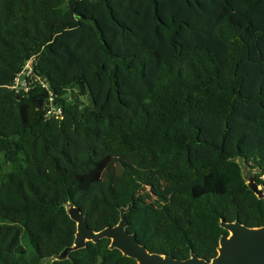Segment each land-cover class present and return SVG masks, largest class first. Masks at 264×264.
I'll use <instances>...</instances> for the list:
<instances>
[{
	"label": "trees",
	"instance_id": "trees-1",
	"mask_svg": "<svg viewBox=\"0 0 264 264\" xmlns=\"http://www.w3.org/2000/svg\"><path fill=\"white\" fill-rule=\"evenodd\" d=\"M0 157V264L73 244L68 200L93 230L130 203L150 252L210 260L221 218L264 226L235 160L264 185V0H0ZM109 242L50 264H137Z\"/></svg>",
	"mask_w": 264,
	"mask_h": 264
},
{
	"label": "water",
	"instance_id": "water-1",
	"mask_svg": "<svg viewBox=\"0 0 264 264\" xmlns=\"http://www.w3.org/2000/svg\"><path fill=\"white\" fill-rule=\"evenodd\" d=\"M241 174L248 188L255 195L264 200V185L255 180L257 169L251 168L243 158L236 157ZM252 171V172H251ZM66 212L76 224L73 244L65 246L59 253L45 258L44 262L50 264L53 260H63L70 252L83 248L88 241L98 242L108 238L109 248L118 249L122 255L133 258L137 264H264V226L250 227L238 219L225 221L220 219V226L227 231L219 237L217 254L210 260L199 257L191 252L185 259L175 258L168 254L150 252L139 243L135 233L127 230L128 222L125 212L130 207L119 208V220L116 224L106 226L100 230H93L85 221L81 209L72 200L65 202Z\"/></svg>",
	"mask_w": 264,
	"mask_h": 264
},
{
	"label": "rangeland",
	"instance_id": "rangeland-1",
	"mask_svg": "<svg viewBox=\"0 0 264 264\" xmlns=\"http://www.w3.org/2000/svg\"><path fill=\"white\" fill-rule=\"evenodd\" d=\"M25 77H26V72H24V73H22V74H20L18 76V79H17V85H18V87L20 85H24L25 84ZM82 103L83 104H89L90 103V99L88 97H86V96H83L82 97ZM8 169H9L8 164L4 163L3 162V158L0 157V174L3 173V172H5ZM145 201H146V199H143L142 197L139 196L138 199H137V201H136V203H137V205H139L140 207H142L144 205Z\"/></svg>",
	"mask_w": 264,
	"mask_h": 264
},
{
	"label": "built area",
	"instance_id": "built-area-1",
	"mask_svg": "<svg viewBox=\"0 0 264 264\" xmlns=\"http://www.w3.org/2000/svg\"><path fill=\"white\" fill-rule=\"evenodd\" d=\"M24 72H26V75H28L30 72H31V60H29L28 62H27V64H26V67H25V70H23L22 72H21V74L22 73H24ZM20 75V74H19ZM18 75V76H19ZM18 76L15 78V82L13 83V85L11 86V87H13V88H16L18 85H17V79H18ZM43 85H45V84H43ZM47 114L48 115H60L61 114V110H60V108L59 107H51L48 111H47Z\"/></svg>",
	"mask_w": 264,
	"mask_h": 264
}]
</instances>
